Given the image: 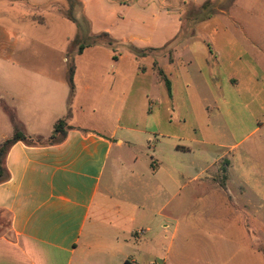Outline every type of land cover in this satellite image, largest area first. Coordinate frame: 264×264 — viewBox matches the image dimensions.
Listing matches in <instances>:
<instances>
[{"label": "crops", "instance_id": "0c3cea01", "mask_svg": "<svg viewBox=\"0 0 264 264\" xmlns=\"http://www.w3.org/2000/svg\"><path fill=\"white\" fill-rule=\"evenodd\" d=\"M55 1L0 0L15 47L0 54V145L14 135L6 108L32 138L67 117L70 127L60 143L9 149L0 264H255L263 252L253 232L249 246L247 222L260 223L264 203L253 162L264 143V0H218L210 10L225 22L192 40L177 39L182 18L207 0H77L87 38L106 33L117 50L75 54L72 97L66 54L78 29ZM197 202L207 205L203 237L183 219Z\"/></svg>", "mask_w": 264, "mask_h": 264}, {"label": "rangeland", "instance_id": "374dc122", "mask_svg": "<svg viewBox=\"0 0 264 264\" xmlns=\"http://www.w3.org/2000/svg\"><path fill=\"white\" fill-rule=\"evenodd\" d=\"M217 1L218 0H207V1H205V4H203L200 7H198V6H192L191 7L190 6L188 8L187 13L182 18V21H181L182 25H181V29L179 31V36L177 37V39L178 40L197 39V37H199V36L208 35L209 29L211 26L223 24L225 22L226 18L223 16H219L217 14L212 13V12H214V9L210 10L211 7H215L216 5L219 6ZM186 2L191 4L194 2V0H186ZM230 2H231V0H224L222 2V4H220V6L226 7ZM200 3H201V1H200ZM49 8L56 10V12H59L61 15H63L65 17L64 14L70 13L71 5H70L68 0H56L55 2H52L51 5H49ZM73 16H74L75 20H77L81 26L82 36L80 34V37H81L80 41L84 44L90 43L91 39L87 38V35H86L89 31V22H87L85 20L84 14H83V8L81 7V5L79 3L75 4V6L73 8ZM33 18H34V20L39 21V22L44 21L43 15H41V16L40 15L39 16L34 15ZM77 29H78V34H77V36H78L79 35L78 25H77ZM170 32H171V30H168V33H170ZM9 34H10V32L7 31L6 27L2 24V22L0 20V54H3L4 52H6L7 57L12 56L14 53V50H15L14 45H11V44L8 45ZM52 50L53 49H51L50 51H52ZM77 50H78V44L76 43V41H74L73 43H71L70 50L66 54L67 58H70L71 54L75 55ZM2 51H4V52H2ZM59 55H60V51L57 50L56 56H59ZM200 85H202L201 89L200 88L199 89H200L203 97L207 98L208 101L210 100L209 103L213 107L215 104L212 102L211 95L208 93L207 88L202 83H200ZM255 112H257V111H255ZM257 114H259V113H257ZM261 115L264 118V113H261ZM185 119L189 120L187 118H185ZM173 120H174V124H176L177 119L174 118ZM216 123L220 124L219 122H216ZM221 123L223 125L222 121H221ZM48 139L49 138L34 139V141L39 142V143H46L48 141ZM251 141L252 140H249V142L243 144L241 147H239V149L241 151H243L244 147L246 148V147H248L249 144L251 145V143H250ZM207 150L211 154H213V153L218 154V152L220 151V149L217 148L216 146H209V147L207 146ZM240 150H238V151H240ZM255 153H257V154L253 155V158H254L253 162L258 163V165L260 166V168H261L260 172L263 174V176L261 178L264 180V143L259 144V149L256 150ZM229 166H230V164H229V160L227 158L223 159L220 163L221 168H227ZM234 179H236V181H238V182L235 185L232 184V189L234 192H237V190L240 188V186L243 185V183H241L237 177H234ZM185 194L186 193L184 192L183 195H185ZM236 195H237V193H235V196ZM206 206H207L206 202H204V203L203 202H197V203H194L193 205H191L189 208H185V213L183 214L184 222H189L194 229L198 228V231H195L193 233L194 235L200 234L203 237V234L208 231V219H207V207ZM246 211L247 212L249 211V214L251 212H253L252 214L254 215L256 209L255 210L249 209ZM250 215H249V217H250ZM258 218L261 221L257 226H255V225L253 226L252 223L250 222V220H248V222H247V227H248V232H249L248 244H249V246L255 247V243L252 242V240H251L254 237L253 233H255L258 236V244L256 247L261 252L264 253V203H263V208L259 211ZM0 223L2 224L4 229L5 228L7 229L9 227V217L7 215H2L0 217ZM192 237L196 238L195 236H192ZM187 243L191 244V245L185 244L186 245L185 248L189 249L190 250L189 252H191L192 250L199 249V248L207 247L206 240H205V245L202 243V245H204L202 247H200V246L196 247V245L194 244L193 241L192 242L190 241ZM263 253L257 254V256H256L257 261L255 264H257V263L260 264V259H262V263L264 264V254Z\"/></svg>", "mask_w": 264, "mask_h": 264}, {"label": "trees", "instance_id": "16d2710c", "mask_svg": "<svg viewBox=\"0 0 264 264\" xmlns=\"http://www.w3.org/2000/svg\"><path fill=\"white\" fill-rule=\"evenodd\" d=\"M68 1L71 5L70 13L64 14V15L66 16L67 19L75 22L79 28V35L77 36V38L75 40L76 43L78 44V50H77L76 54L80 55L83 53L85 48L95 46V45H106V46L110 47L114 52H116L117 48L114 47L115 42L113 40H111L109 35L106 33H103L101 35L88 37L89 39H91V42L87 43V44H84L80 41L81 40L80 39L81 38L80 37L81 26L78 23V21L75 20V18L73 16V8H74L75 4L77 3V0H68ZM81 36H82V34H81ZM129 50L132 53H135L137 56H140V57L145 56L144 51H140L139 49H136L134 47H130ZM74 56L75 55L71 54V57L69 59V64H68V66H69L68 80H69V84L71 87V97L74 94V84H73ZM114 58H116V56ZM159 74L167 85L169 96H172L171 82L167 79V77L164 75V73L161 70L159 71ZM6 110L10 115V118H11V121H12V124L14 127V135L12 138L8 139L7 141H5L4 143H2L0 145V184L8 181L10 178L9 172H8L6 165H5V159H6V155L9 151V149L15 143L21 141V142H24L28 145L57 144V143L62 142L65 139L66 134H67V130L70 129V127L67 123L68 117L66 119H61L55 124L53 135L48 139V141L46 143L35 142L34 139H45V138H43V137L32 138V137L27 136V134L23 131L21 125L18 123L17 118L14 115V113L12 111H10L8 108H6Z\"/></svg>", "mask_w": 264, "mask_h": 264}]
</instances>
